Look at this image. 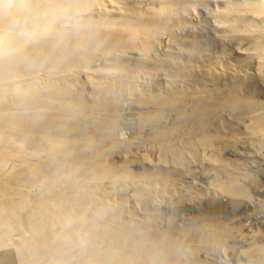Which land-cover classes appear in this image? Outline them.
<instances>
[{
	"label": "bare ground",
	"instance_id": "bare-ground-1",
	"mask_svg": "<svg viewBox=\"0 0 264 264\" xmlns=\"http://www.w3.org/2000/svg\"><path fill=\"white\" fill-rule=\"evenodd\" d=\"M7 238L20 264H264V0H0Z\"/></svg>",
	"mask_w": 264,
	"mask_h": 264
},
{
	"label": "rangeland",
	"instance_id": "rangeland-1",
	"mask_svg": "<svg viewBox=\"0 0 264 264\" xmlns=\"http://www.w3.org/2000/svg\"><path fill=\"white\" fill-rule=\"evenodd\" d=\"M6 246L0 247V264H20L16 249L11 245L10 240H5Z\"/></svg>",
	"mask_w": 264,
	"mask_h": 264
},
{
	"label": "clouds",
	"instance_id": "clouds-1",
	"mask_svg": "<svg viewBox=\"0 0 264 264\" xmlns=\"http://www.w3.org/2000/svg\"><path fill=\"white\" fill-rule=\"evenodd\" d=\"M14 26V25H13ZM11 31V28L9 29Z\"/></svg>",
	"mask_w": 264,
	"mask_h": 264
}]
</instances>
